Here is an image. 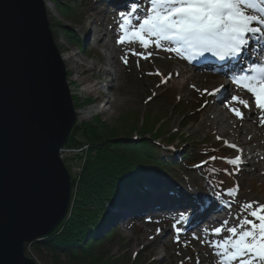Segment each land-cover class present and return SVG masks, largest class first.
Segmentation results:
<instances>
[{"label": "rangeland", "instance_id": "1", "mask_svg": "<svg viewBox=\"0 0 264 264\" xmlns=\"http://www.w3.org/2000/svg\"><path fill=\"white\" fill-rule=\"evenodd\" d=\"M51 1L53 2L52 7L54 8V12L52 15L48 14L49 22L60 54L72 52L77 55V60L85 59L89 62L97 61L101 68L108 69L111 72L109 77H107L103 71L97 72L95 76L91 74V84L101 82V93L75 96V109L87 111L93 108L94 110L100 109L101 111L99 114H94L89 121H77L75 124L76 127L85 124L96 125L98 118L111 127H115L117 123L122 121L119 117L123 113L134 111L140 113L142 117L147 114H155L156 118L158 117L166 123L171 133L180 130L178 134L179 137L177 136L178 138L173 144L162 139L156 141L157 144L160 142L163 146H172L178 154L189 149H194L195 146L201 147V144H204L205 149L208 150L210 148V139L221 142L224 148L231 147V137L223 138L216 130L199 131V127L207 112L212 114L217 110V107H213L216 98L208 94L210 90L209 87L198 85L194 82L181 92L170 79L167 83H161V80L167 77L170 72V68L165 66L166 62H169L172 66L178 67V63L179 61H183L182 59L173 52L156 49L155 46L145 50L138 41L126 42L123 45L117 42L119 36L122 34L119 28V24L122 22L120 13H127L133 2L143 11L144 8L148 6L147 0H127V2L125 1L126 4L123 3V5L119 7V10L114 8L110 0ZM60 4L71 8L76 13L75 18L63 16L59 7ZM87 28L89 38L86 40L84 36L87 32ZM64 30L73 32L82 42V45L80 46L76 42L73 43V38L70 41L68 34ZM130 35L129 33V36ZM98 36H101L104 40L103 42L108 45V51L95 43ZM129 49H134L138 53L144 52L145 54L151 51L153 55L145 60L139 56L132 55ZM110 54L114 56L113 59L115 64L113 66H111L108 60ZM121 57H125L128 63L125 64ZM138 61L139 66H137ZM157 71H159L161 75H157ZM189 71L191 74H201L194 72L192 69ZM149 73H152V75H149ZM107 80L111 81L108 87L106 83ZM72 88L77 92V90L83 88V86L73 84ZM205 90H207V92ZM161 95H164V97L160 98ZM111 97L113 104L109 103ZM89 98L90 102L85 103ZM178 103L182 104V107H178L175 110L174 105ZM185 106L195 110L198 108V116H194L196 121H192L188 127L182 131L181 123L183 116L180 110ZM233 107H238L244 112L239 104H235ZM234 120L238 121L237 117L232 115L229 121L232 122ZM129 124L130 126L134 125L133 122ZM233 130L234 129H230V131ZM262 135L264 134L262 133ZM142 136L143 135L139 133H133L132 136H121L119 140L131 144H139L147 140ZM217 137H221V139H217ZM79 139L82 143H85L82 136H79ZM245 139H248V137ZM225 141H227V143H225ZM158 147L160 148V150L157 149L159 150L157 151L158 157H168L166 150L160 146ZM66 149L69 151V153L65 154L66 160L68 157L71 158L66 162L72 171L73 196L77 190V183L79 182L86 162H84V159H76L78 156H81V151L85 152V154L87 153L89 145L67 147ZM261 153L264 155V151H261ZM237 155H239L237 150L232 151L229 155V159H233ZM168 158L171 162H178L177 157L174 159L170 155ZM76 166L78 169L77 171H75ZM202 168H199V172L204 176L207 171H205V169L201 170ZM258 169L259 170L256 172L254 168L240 167L238 171L235 168L229 171L228 167L222 165L219 168V172H221L220 177L215 174L213 175L215 179H213V177L211 178L214 181L217 180V184H219L220 187H213V185H215L214 183L211 185L206 178L197 177V175L191 172L194 179L198 180L200 186L206 187L209 191L211 190V192H220L224 196L223 200L219 198V202L221 201L222 205L227 206L226 210H222L221 213L219 212L213 215L214 217L210 218L206 223L204 222V224H200L201 222L198 223L195 228L192 227L193 229L188 227L190 209L188 210L187 207L171 208L166 211H146L143 215L136 216L137 220L128 219L119 222L121 223V228L119 229L118 227L113 239L106 243V251L109 252L111 256L120 259L118 264H133L135 258L138 257H140L142 264H182V262L183 264H221V257L217 255L219 249L213 248L211 242L223 241L230 235L227 229L239 224L240 218L245 215V213L241 212L240 206L242 204L248 201L264 203V165H261ZM73 170L75 172H73ZM147 171L169 185L166 189H159V192H152L150 190L148 195H164L171 193L184 197L188 195L195 196V194H197L198 190L188 182L174 181L164 176L162 173L151 171V169ZM201 171H203V173ZM248 172L252 174L249 175ZM141 178L143 181V175ZM74 180L76 186H74ZM221 185H223V187H221ZM227 189L233 190L236 194L234 196H228L226 192L223 193V191ZM180 193L182 194L180 195ZM212 195L215 194L212 193ZM109 206L110 210L114 207L116 210H113L117 211L115 205ZM118 211L123 215V218L130 215L125 211H121V209ZM249 219H251V217H249ZM225 221H227L226 224L224 223ZM173 225L183 229L179 234V242L176 241L177 234ZM221 226L224 229L222 233L218 236L214 235L212 230ZM107 227H109V225ZM157 229L160 231L157 232ZM194 236L197 237V239H194ZM201 241L204 242L202 243ZM26 255L34 259L38 264H52L50 258H48L49 261H46L48 262L46 263L31 246L28 248L26 247ZM63 264H68V262L65 260ZM233 264H238V261L233 262Z\"/></svg>", "mask_w": 264, "mask_h": 264}, {"label": "water", "instance_id": "2", "mask_svg": "<svg viewBox=\"0 0 264 264\" xmlns=\"http://www.w3.org/2000/svg\"><path fill=\"white\" fill-rule=\"evenodd\" d=\"M44 0H0V264H38L28 244L67 218L61 158L77 122Z\"/></svg>", "mask_w": 264, "mask_h": 264}, {"label": "trees", "instance_id": "3", "mask_svg": "<svg viewBox=\"0 0 264 264\" xmlns=\"http://www.w3.org/2000/svg\"><path fill=\"white\" fill-rule=\"evenodd\" d=\"M59 7L63 16L75 18L76 13L71 8L61 4ZM64 31L70 41L73 38V43L80 45L79 38L73 32ZM163 97L164 95L160 96ZM178 107H182V104L174 105L175 110ZM197 109L185 106L180 110L183 116L182 131L192 121H196L194 116L198 113ZM119 119L122 121L115 127L98 118L96 125L75 126L71 132L67 147L87 144L89 150L77 190L72 196L73 206L69 216L52 235L27 245V248L31 246L45 262L50 258L52 264H63L65 260L68 264H118L120 259L111 256L105 249L106 243L116 233L111 225L113 214L108 216L110 212L107 208L109 205H129L126 193L135 198L145 195L147 189L141 176L146 170L151 169L174 181L188 182L195 186L198 185L197 180L194 179L193 172L189 171L190 167L208 160L210 156L217 157L205 166L211 175L217 174L220 166L225 165L221 160L228 156L229 151L213 139L209 140L208 150L204 144L187 150L183 156L184 164L171 162L168 157L159 158L158 146L162 148L163 145L156 141L162 139L173 144L179 137L180 130L171 133L166 123L156 118L155 114L142 117L140 113L130 111L123 113ZM132 122L134 125L130 126L129 123ZM133 133H139L147 140L139 144H127L119 140L121 136H132ZM79 136L84 138L85 143H82ZM212 168L216 169L215 173L210 171ZM106 217H110L111 222L108 228L102 225V220ZM133 264H142L140 257L135 258Z\"/></svg>", "mask_w": 264, "mask_h": 264}, {"label": "snow or ice", "instance_id": "4", "mask_svg": "<svg viewBox=\"0 0 264 264\" xmlns=\"http://www.w3.org/2000/svg\"><path fill=\"white\" fill-rule=\"evenodd\" d=\"M147 5L141 11L133 2L127 13H120L122 22L119 28L122 34L117 41L119 44L138 41L145 50L155 46L156 49L173 52L189 63L201 57L206 58V54L227 63L238 60L253 39L264 40V0H147ZM129 51L145 60L153 55L151 51L147 54L134 49ZM121 59L125 64L128 63L125 57ZM229 73L225 75L231 83L254 97L259 123L264 126V57L238 71L229 69ZM156 74L161 75L159 71ZM171 75L169 73L161 83H167ZM223 88L224 85H221L208 94L218 95ZM232 104L242 105L246 109L252 107L248 100L233 95L226 106L239 119H244V113ZM230 146L238 149L236 144ZM216 159V156H210L194 167L202 168ZM227 163L238 171L244 161L237 155L227 160ZM210 171L215 173L216 169ZM214 194L217 198L221 195L220 192ZM226 194L234 196L236 192L229 189ZM240 207L245 215L240 218L239 224L229 227L227 232L230 235L223 241L211 242V246L219 249L217 255L221 257V264H233L235 261L238 264H264V203L249 201ZM173 227L177 234L176 241L179 242V234L183 229L176 225ZM223 230L221 226L212 232L218 236ZM193 238L197 239L195 236Z\"/></svg>", "mask_w": 264, "mask_h": 264}, {"label": "bare ground", "instance_id": "5", "mask_svg": "<svg viewBox=\"0 0 264 264\" xmlns=\"http://www.w3.org/2000/svg\"><path fill=\"white\" fill-rule=\"evenodd\" d=\"M44 1L47 7L48 14L52 15V13L54 12V8L52 7L53 2L51 0H44ZM113 2L116 3L117 1L113 0ZM84 38L86 40L89 38L88 28ZM103 41L104 40L102 39V37L98 36L95 43L99 44L102 48H105L108 51L109 50L108 45ZM263 41L264 40H260L258 42L263 43ZM81 45L82 42L80 43V46ZM259 52L260 51H256L255 55L256 56L261 55L259 54ZM244 53H245L244 55L248 54L246 50ZM61 57L67 69V74H68L67 83L70 88V93L73 99L74 107H75V102H74L75 96L78 95L82 96L86 94L92 95L102 91V88L100 87L101 82L91 84L90 82L91 74H94L95 76L97 72L103 71L106 74V76L109 77L111 75L110 70L101 68L99 62L97 61L89 62L86 61L85 59L77 60L76 58L77 55L72 52H66L65 54L62 53ZM113 58L114 56H112V54H110L108 57L111 66L115 64ZM188 63L189 62L183 59V61L181 62L179 61L178 67L174 65L172 66L169 62H166L165 65L166 67L170 68L169 73L172 74L170 78L171 82H173L174 85L177 86V88H179L181 92H183L185 88L191 86L194 82H196L198 85H205L209 87L210 88L209 93L212 92L214 89L220 87L221 85H224V88L222 89L220 94L211 95V97L216 98L213 107L215 108L217 107L216 108L217 110H215L212 114L207 112L204 120L202 121L199 127V131L216 130L223 138L231 137L232 139L230 140V144L231 145L236 144L238 146V149L242 150L239 151L238 149H236L237 153L241 156L242 160L244 161L243 165L246 164L247 167L254 168V170L257 172L259 170L258 167L264 165V155L261 153V151H264V135H262V133L264 134V126H262L259 123V115L257 114L258 110L254 108V97H252L251 94L248 93L246 90H242L238 88L235 84L231 83V81L227 78L225 73L214 74V73L202 72L201 70L196 71L201 74L189 73L190 72L189 70L191 68L188 67ZM240 67H241L240 65L235 64L229 67V69L238 71ZM229 69H228V73H229ZM110 82L111 81L109 80L106 81L107 87L110 86ZM73 84L82 85L83 88H79L76 92L72 88ZM233 95H237L240 96L242 99L249 100V104L252 105V107L246 109L241 105V108L244 111L243 112L244 119L237 118L238 121L234 120L230 122L229 120L232 118V115L234 114L229 110V107L226 106V102H229L230 98ZM86 102H90V98L87 101H85V103ZM112 102L113 100L111 97L109 103ZM234 105L235 104H232V106ZM75 111L77 115V121H89L94 114H99V112L101 113L100 109L94 110L93 108L88 109L87 111H81L78 109H75ZM230 129H234V130L230 131ZM247 137L248 139H245ZM125 143L128 144V142ZM66 148L67 145L61 151V158L72 177V171L68 167V164L66 162L71 158L68 157L67 160L65 158L66 156L65 154L68 153V150ZM185 152H181L179 154L178 153L171 154L173 152H168V153L171 154V157L175 159V157H177L178 155L183 156ZM80 155L81 156H78L76 160L84 159L85 162L88 153L85 154V152L82 151L80 152ZM146 172L142 174L143 183L150 188L149 190H151L152 192H157L159 189L163 190L168 188L169 186L168 184H166L159 178H156L154 174L152 173L150 174L149 171L146 170ZM194 172L196 173L195 175H199L200 173L198 170ZM248 173L249 175L252 174L250 172ZM208 179H209L208 182L211 181V183L209 184L212 185L214 180L211 178ZM212 193L214 194L215 192L214 191L211 192V190L209 191L206 187L202 192L201 190L197 191V194H195V196L188 195L182 198L180 196L171 193L164 195L152 194V195L139 196L137 198H134V196L130 197L129 193H126L125 197L130 201L128 205L129 208H127L126 213H130L131 215L138 216L144 214L146 211L149 210L166 211L167 209H171V208L187 207L188 210L190 209V224L197 225L201 221H205V222L208 221L210 218L214 217L213 215L219 212L221 213L222 210H226L227 208V206L225 205H221L220 207H218L216 202L218 201L219 198H217L215 195L212 196ZM72 206L73 204L71 201L70 208H72ZM109 208L110 206H108L107 209ZM113 209L114 207L111 210L109 209L110 214L108 216L111 215V211H113V217L117 215L116 211H114ZM69 214H70V210H69ZM102 222H103L102 225H104L103 227L108 228L107 226L111 223L110 217L103 218Z\"/></svg>", "mask_w": 264, "mask_h": 264}, {"label": "built area", "instance_id": "6", "mask_svg": "<svg viewBox=\"0 0 264 264\" xmlns=\"http://www.w3.org/2000/svg\"><path fill=\"white\" fill-rule=\"evenodd\" d=\"M82 152V151H81ZM68 153H69V151H68ZM76 170L75 171H77V168H75ZM74 170H73V172H75Z\"/></svg>", "mask_w": 264, "mask_h": 264}]
</instances>
